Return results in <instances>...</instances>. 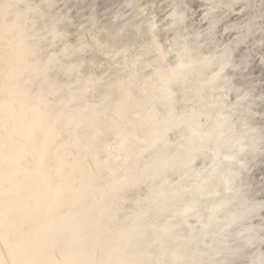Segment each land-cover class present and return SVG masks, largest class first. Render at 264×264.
<instances>
[{
	"label": "bare ground",
	"instance_id": "1",
	"mask_svg": "<svg viewBox=\"0 0 264 264\" xmlns=\"http://www.w3.org/2000/svg\"><path fill=\"white\" fill-rule=\"evenodd\" d=\"M158 1L0 0V264H203L207 253L240 264L251 248L239 233L264 244L262 221L233 234L223 225L215 250L183 234L187 216L169 217L179 200L204 222L198 209L222 167L194 163L233 135L208 123L228 100L222 75L188 68L217 60L204 49L221 42L215 23L237 3L247 18L232 23L246 26L231 48L261 32L264 0H199L213 15L195 28L194 0H163L173 9L163 27ZM187 28L192 54L179 57ZM252 42L232 57H248ZM246 113L264 131V110Z\"/></svg>",
	"mask_w": 264,
	"mask_h": 264
},
{
	"label": "water",
	"instance_id": "2",
	"mask_svg": "<svg viewBox=\"0 0 264 264\" xmlns=\"http://www.w3.org/2000/svg\"><path fill=\"white\" fill-rule=\"evenodd\" d=\"M84 1L91 2V0ZM225 1L226 3L228 2L227 0ZM232 2H234L233 5L236 4L235 1ZM230 4L232 3L230 2ZM192 5L193 10L191 12H193V14L195 12V15H192L191 20H197L198 22L194 21L191 28H195L196 26L201 27L202 24L207 22L208 18H206V16L208 15V17H210L213 14L208 12L205 7H201L199 0H194ZM239 5L240 4L237 3L233 6L235 7V10H231L228 22H226V16L223 15L219 22L215 23L214 30L216 28L217 35L214 37L216 38L217 36L218 38H221V42L217 41V45H212L209 48L204 49V51L212 50L206 53L212 57L214 56L217 60L209 66H204L203 63L201 65L193 64L188 68H195V70H201L202 68V75L199 78L202 80V77L205 75L207 77L217 74L222 75L220 76V81L225 82V85L223 89L218 91L225 94V100H228L225 102L226 104H224V106L214 108L211 116H209L210 118L208 119V123L210 125L211 121L213 125L212 127L215 131L225 137L228 136L229 132H233V135L228 137V142L226 139H223L225 144L222 145V148H215L214 146L216 144L210 142L208 147H206V150L210 152H213L214 150L216 151H214L210 157L206 156L204 161L201 157L196 158L194 163L198 167L203 166L202 168L205 169H208L210 165L217 163H220L222 167L216 173L217 178L210 183L204 193L205 196L202 198L204 201L203 206L198 209L199 213H201L202 216H205L202 219L204 222L198 223L199 220L196 217H190L189 215L196 210L190 212L189 209L184 207L185 204L182 206L179 200L174 202L177 203V206H173L172 212H174V215L169 216L174 217L175 219L172 220L177 221H182V217L187 216L191 225L187 226L183 223V231H187L183 232V234H185V236H189V238H194V240L202 238V240L204 239V246H207V243H211V245H214L215 250L216 245L217 247H220L219 244L223 246V242L225 241L223 240L225 237L220 236L223 232L220 228L223 227V225H225L224 229L227 232L233 234L238 230H244L246 225L251 222H264V131H261L259 127H255L252 123L253 121L246 113L247 110H264V58H262L264 56V46L262 44L264 38L263 40H260V38L264 37V29L261 32H254V34L248 36V38L245 37L244 41L236 43L239 44L238 49H232L231 46L235 45V41L240 35H237L236 32L240 33L243 31V27L246 26V24L242 25L240 23L238 25H234V23H232V21L235 20V17L239 15L242 17L244 16L243 18H239L241 19L239 21L247 18L243 9H237L239 8ZM59 6L62 8L61 10L65 9L62 2H59ZM154 6L156 7V10H158V25L163 27L164 22H168L170 20L168 14L171 13V10L173 9L171 7L166 9L167 6L164 5L163 0H159ZM211 11L214 12L216 10L212 9ZM130 13V8H127L125 10L123 20H125ZM258 20L259 19H257V21ZM227 25L228 27L234 25V27L231 26L230 28H227ZM191 28H187L184 32H180L179 34L182 35V37L177 35L176 39L183 42H180L179 45V57H190L189 55L192 54V51L188 48L190 36L189 31ZM204 36L205 35H201L198 36V38H203ZM250 38L254 39L252 47L247 50V54L250 55H247L248 57H232L231 53H239L241 48L246 46L245 42L250 41ZM168 42L169 43H167V45L173 43V39L172 41L168 40ZM219 43H221V45H218ZM194 46L197 47V44ZM197 48H199V53L194 51L193 54L196 60H201L204 57V51L201 50V46ZM187 51L190 54L187 53ZM174 54L175 53L173 52L171 53L173 61L176 60V58H174ZM246 59H248V61H246ZM221 61L223 62L222 64H220ZM188 69H184L185 71L183 73H186V75L190 77L192 73L188 72ZM247 72L250 73L248 74ZM207 91L210 90L206 89L203 92L204 96H207ZM227 93L229 96H226ZM179 95H181V92ZM176 96L178 97V94H176ZM206 98L207 101H210L211 99V97ZM202 120H205V117H203ZM188 131L190 133V130H187V132ZM190 136H192V133ZM217 165L218 167L220 166L219 164ZM195 170L197 171V169ZM178 178H176L174 183L178 181ZM187 183L189 182L187 181ZM215 207L216 209H214ZM183 211L186 212L184 214H179V212ZM143 214L147 217L145 213ZM209 221L212 223L211 228L202 226L203 223H210ZM200 228L204 230V235H199ZM209 228L210 230H208ZM188 229H193L194 231L189 233ZM248 234H253V232H247L244 230L242 233H239L238 235L236 234L238 236L237 238H241L243 248L248 247L249 245V249H253H250V252L246 255V262L243 261L240 264H260L259 261H257L258 259L256 256L257 253H259L263 258L261 260L263 262L264 244L253 242V240L246 243L245 238ZM204 246L202 250H204ZM132 249H134V247H131L129 250L131 251ZM180 249L184 250L182 247ZM176 253L179 256L182 252L176 251ZM207 254L209 256L205 257L203 264H216L211 263L212 258L215 259V255L211 253Z\"/></svg>",
	"mask_w": 264,
	"mask_h": 264
}]
</instances>
